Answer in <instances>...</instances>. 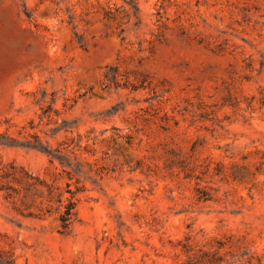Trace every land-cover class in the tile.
Returning <instances> with one entry per match:
<instances>
[{"label": "rangeland", "instance_id": "obj_1", "mask_svg": "<svg viewBox=\"0 0 264 264\" xmlns=\"http://www.w3.org/2000/svg\"><path fill=\"white\" fill-rule=\"evenodd\" d=\"M0 264H264V0H0Z\"/></svg>", "mask_w": 264, "mask_h": 264}, {"label": "trees", "instance_id": "obj_2", "mask_svg": "<svg viewBox=\"0 0 264 264\" xmlns=\"http://www.w3.org/2000/svg\"><path fill=\"white\" fill-rule=\"evenodd\" d=\"M49 154H52L50 150H45ZM54 156V154H53ZM56 157V156H55ZM76 214V203L72 200H69L68 203L65 205L64 210L61 212L59 220H60V226H61V232H67L69 229L72 221L73 216Z\"/></svg>", "mask_w": 264, "mask_h": 264}]
</instances>
